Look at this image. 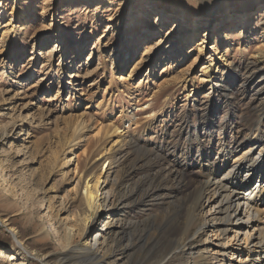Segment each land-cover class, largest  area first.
Returning a JSON list of instances; mask_svg holds the SVG:
<instances>
[{
    "label": "rangeland",
    "instance_id": "rangeland-1",
    "mask_svg": "<svg viewBox=\"0 0 264 264\" xmlns=\"http://www.w3.org/2000/svg\"><path fill=\"white\" fill-rule=\"evenodd\" d=\"M0 4L5 5L0 18V264H40L37 257L44 255L56 264L68 248L88 244L84 231L95 213L86 194L106 175L105 191L123 202L103 220L101 242L105 252L116 237L124 245L107 257V264H159L170 249V238L159 236L157 222L166 220L165 226L175 227L174 214L166 213L180 196L165 184L150 198L142 197L157 167H166L165 155L157 158L145 151L166 144L169 151L183 148L186 127L194 134L212 99L224 103L214 84L232 71L264 72V0ZM17 12L22 18L11 21ZM181 13L187 21L197 17L200 31L192 43L179 39L191 27L176 29ZM225 20L236 26L219 33ZM231 101V130L216 131L210 140L197 135L209 147L200 156L202 162L219 156L228 145L264 136V120L247 131L242 126V116L261 107L264 94L242 93ZM225 112L216 118L221 121ZM81 120L85 129L69 154L74 127ZM125 136L130 142L120 149ZM65 161L70 164L64 166ZM179 164L189 178L198 179L200 162ZM137 186L135 197L128 199ZM110 200L109 195L108 204ZM141 236L149 241L150 256L142 255L138 246L125 248Z\"/></svg>",
    "mask_w": 264,
    "mask_h": 264
},
{
    "label": "bare ground",
    "instance_id": "bare-ground-1",
    "mask_svg": "<svg viewBox=\"0 0 264 264\" xmlns=\"http://www.w3.org/2000/svg\"><path fill=\"white\" fill-rule=\"evenodd\" d=\"M4 12L5 5L0 4V18ZM11 16L12 21L22 18L23 14L17 12L11 14ZM228 20L223 21L221 29H217V31L220 29L219 33L223 29L226 30L236 26L235 23L231 22L232 20ZM240 21L242 23L243 18ZM190 23V29L184 35L182 34L183 37L179 38L183 44L192 43L200 31L197 17L193 15L192 19L187 21L186 15L181 13L180 20L175 23L177 24L176 29L186 27ZM243 33H245V30ZM171 34H174V32H171ZM194 42L196 43V41ZM254 81L260 85L258 88L252 84ZM214 86L215 91L225 96L224 100L222 98L224 103L218 99H212L209 109H206L207 112L199 116L201 124L193 127L194 134L188 133L189 127H186L187 130L184 129L186 137L183 141V148L173 147V150L169 151V146L165 148L166 144L164 148L162 146L157 147L156 150L145 151V154L146 152H153L157 158L165 155L163 162L166 167L161 169L157 167V170L149 179L150 186L148 188L145 186V189L142 192L140 191L142 197L150 198L157 194L162 186L166 185L171 187L170 191L174 196H180L176 203L170 204L169 211L165 212L166 217L169 216V213L170 215L174 214L175 227L165 226L163 222L166 220L157 222L158 227L156 229L159 236L163 239L170 238V249L159 264H172L175 260H179V264H188L189 260L191 264H264V136L258 134L259 139L253 143L241 140L233 146L228 145V148L219 156L216 153L211 160L204 159L203 162L200 156L209 147L208 144L203 145L200 143L197 136L202 133L204 138L207 137L210 140L216 131L222 133L226 130L230 131L235 123L231 116V100L242 93H251L254 97L264 94V72L255 69L232 71L229 77L224 80L221 79ZM222 112H225V117L220 116V121L216 117H219V113L221 115ZM242 119L245 121L242 125L245 126L243 131H247L250 127L256 128L264 120V104L261 107H255L249 115L242 116ZM165 121L168 122L169 119L166 117ZM85 124L81 120L74 127L75 138L70 143L69 154H72L76 149L77 143H79L77 140L84 131ZM180 130H183V128ZM184 134L181 133L179 138L184 137ZM129 142L126 136L123 137L119 142V148L123 149ZM180 162L189 164V167L194 166L195 162H200L202 171L198 172V179L192 180V177L189 178L190 173L185 172L181 167L183 164H179ZM69 164L70 161L63 163L64 166ZM106 177L107 175L103 181L98 178L92 186V190L90 187L86 194L89 201V210L95 213L94 218L90 220V226L84 231V237L88 244L68 248L60 255V260L56 264H107V257L110 254L114 256L116 249L117 252L118 249L124 248L120 239L116 237L110 250H108V254V251H104L105 244L101 242L104 229H101L100 226L103 220L114 212L113 208L116 211L115 205H117V202L121 201L120 204L123 202V200L119 201L118 194L105 191L106 187L109 186ZM2 187L0 176V188ZM139 188L137 186V188L131 190L128 199H133ZM109 195L111 200L108 204ZM143 198H140L138 202L142 203ZM64 224L66 225V223ZM15 234L14 230L11 231L13 239H15ZM240 237H243L242 240H240ZM211 238L213 240H210ZM67 240L69 241V239ZM14 241L17 245L19 244L22 251L25 250L21 243ZM133 246H138L145 257L151 255L152 249L149 247L147 238L141 236L133 239L125 245V248ZM112 251L113 253H111ZM25 254L28 255V252L25 251ZM244 256L245 258H243ZM235 257L238 258L237 261L234 260ZM37 260L40 264H52L46 260L45 255L38 256Z\"/></svg>",
    "mask_w": 264,
    "mask_h": 264
}]
</instances>
